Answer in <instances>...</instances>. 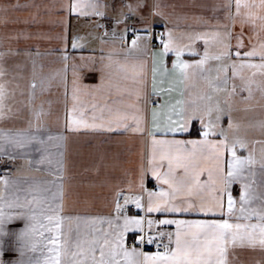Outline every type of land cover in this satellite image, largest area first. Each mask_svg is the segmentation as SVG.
<instances>
[{"label": "snow or ice", "instance_id": "1", "mask_svg": "<svg viewBox=\"0 0 264 264\" xmlns=\"http://www.w3.org/2000/svg\"><path fill=\"white\" fill-rule=\"evenodd\" d=\"M88 7L102 16L100 9L106 6L97 0ZM144 7L142 0L122 4L115 19L117 25H124L122 43L126 42L129 32L132 33L128 51L146 53L152 59V95L157 99L151 101V152L146 166L142 164L139 170L140 194L124 195L122 190L116 191L115 215L73 218L64 214L63 203L58 202L63 199L62 177L58 183L54 182L57 187L52 191L33 185L25 187L26 181L14 178L6 170L0 176V237H15V251L19 256L7 262L0 259V264H246L242 259L244 250L259 248L264 251V139L257 141L262 145L259 182L253 167L257 163L254 152L238 154V149H248L249 132L258 129L264 137V120L242 125L233 119L231 105L227 102L222 105L219 99L213 103L214 93L236 95L237 85L233 82L229 88V80L237 78L241 81V91L248 92L244 101L252 98V86L257 77L264 92V0H229L225 5L229 23L210 34H188L186 44L177 41L171 30L159 35L152 30L150 17L162 15L158 4L152 6L147 16L140 15L143 28L128 24ZM237 23L240 31L234 33ZM246 25L253 33L247 36V43ZM112 34L116 35L115 29ZM207 35L212 37V51L208 39H204L205 48L200 59H181L185 49L192 55H200L192 49V44ZM154 40L159 41L158 51H153L157 47ZM170 54L175 57L171 61V71L183 80L197 74L207 80L209 92L199 97L202 103L186 99H178L175 103L159 102L164 92L172 90L158 88L156 81L161 69L168 71L166 58ZM4 55L0 53V59ZM209 61L215 62V76L211 75ZM145 65V60L137 58L130 77L133 86L115 85L120 97L116 100L111 99L109 92L103 103L85 105L79 99L81 89L74 82L68 129L109 132L123 129L143 133L145 108L142 105L146 106L151 99L145 92ZM6 75L7 69L0 66V120L12 119L15 115L10 103L15 90L10 89L11 82L5 80ZM28 87L31 89L30 103L36 84L33 82ZM122 93L132 102H125ZM33 114L39 120L42 109ZM161 116H166L163 125ZM225 116L227 129L220 124ZM158 133L173 138H158ZM177 134L191 138L177 139ZM34 143L43 144L44 141L30 132L2 129L0 159L7 157L11 161L29 157ZM43 162V156L36 161ZM28 163L31 166L33 161L29 158ZM149 174L157 182L158 191L147 189L145 181ZM236 184L239 190L234 195ZM37 192L50 194L36 195ZM129 204H134L139 211L132 212L126 207ZM140 211L144 215H140ZM154 213L163 218H151ZM188 215L204 218H181ZM16 220L23 221L24 226L9 230L7 225ZM170 226H175L174 230H167ZM148 245L155 246L156 250L145 251ZM3 254V240L0 239V256Z\"/></svg>", "mask_w": 264, "mask_h": 264}, {"label": "crops", "instance_id": "2", "mask_svg": "<svg viewBox=\"0 0 264 264\" xmlns=\"http://www.w3.org/2000/svg\"><path fill=\"white\" fill-rule=\"evenodd\" d=\"M136 2L137 0H99V3L106 6L100 9L103 12L101 16L94 14L93 9L88 7L97 3V0H0V53L5 54L0 59V66L7 69L5 80L10 81V89L15 90V96L10 101L15 115L12 119L0 120V130L30 132L44 141L43 144L32 145L29 157H18L11 161L4 157L3 161L10 168L8 172L14 178L27 182L25 187L33 185L55 191L62 177L63 199L58 202L63 203L66 216L86 218L115 215L116 191L122 190L124 195L140 194L139 170L142 164L146 166L151 152V101L157 99L152 95V59L146 53L136 50L129 52L133 36L122 43L124 25L115 23L121 5ZM228 2L229 0H142L145 7L133 17L137 28H143L144 25L139 22L140 15L147 16L152 6L158 4L162 15L150 17L151 27H159L163 33L171 30L177 41L186 44L189 42L188 34H210L228 24V9L225 7ZM113 29L116 30L115 36L112 34ZM233 31H240L239 23ZM244 32L247 43V36L253 33L247 25ZM204 39H208L209 50L212 51V37L207 35L196 39L192 44V49L200 55H192L185 49L181 59H200L205 48ZM153 44L157 46L153 51H158L159 42L154 40ZM137 58L146 61L145 92L151 96L148 104L142 105L145 108L142 112V127L145 131L140 133L123 129L113 132L69 130L67 125L74 103V82L75 86L81 89L79 99L85 105L103 103L109 97V92L112 100L119 99L115 85L129 88L133 86L130 77ZM174 59L170 54L166 58L168 71L161 69L157 74L158 88L172 89L170 92H164L159 97V102L175 103L178 99H186L202 103L199 97L209 92L207 80L198 74L187 81L183 80L178 73L171 71V61ZM256 62H259L258 58ZM208 66L212 69L211 75L215 76V62L209 61ZM33 82L36 84L35 94L29 103L28 94L31 89L28 86ZM233 82L237 85L236 95L230 97L223 92L214 93L213 103L219 99L222 105L225 102L231 105V115L237 122H240V112L245 110H251L254 117L259 118L254 120L255 123L264 120V103H255L252 106L245 103L247 101H244L243 97H246L248 92L241 91L239 78L235 81L229 80V88ZM260 84V78L257 77L252 86V93L255 92L254 89H258L259 99H264ZM84 86L88 88L85 89ZM21 92L24 94L21 95ZM121 95L125 102H132L128 101L126 93ZM41 109L43 115L37 120L33 113ZM165 120L166 116H161V125ZM220 124L227 129V116L222 118ZM157 136L173 138L171 135L163 137L159 133ZM57 137L64 139L59 140ZM175 138L191 137L177 134ZM261 139L264 137L260 136L258 129L249 132L248 149H238V154L243 155H248L249 150L254 152L257 163L253 167L257 182L262 178L259 164L262 145L257 142ZM42 156L44 162L36 163ZM225 156L228 154L225 153ZM29 158L33 161L31 166L28 163ZM4 174L1 173L0 176ZM145 183L147 189L158 191L157 182L150 174ZM233 189L234 195H237L239 184L234 185ZM120 203L123 205V197L120 198ZM126 207L132 212L139 211L134 204ZM139 214L144 215L142 211ZM151 218L163 217L154 213ZM181 218L204 217L188 215ZM23 226V221L16 220L8 224L7 228L18 230ZM174 227L170 226L167 230H174ZM0 239L3 240L4 251L0 259L5 262L17 259L19 253L15 251V237ZM145 251L155 250L148 248ZM242 259L246 264H264V251L259 248L246 249Z\"/></svg>", "mask_w": 264, "mask_h": 264}, {"label": "rangeland", "instance_id": "3", "mask_svg": "<svg viewBox=\"0 0 264 264\" xmlns=\"http://www.w3.org/2000/svg\"><path fill=\"white\" fill-rule=\"evenodd\" d=\"M254 91L255 92H253V94H252L253 99L251 98L250 100H248L245 103H247V104L250 103L251 106L254 105L255 103L263 104L264 99L262 97H261V99H259L260 91L258 89H254ZM246 96H248V93ZM256 119H259V118L254 117V115L251 113V110H248V111L245 110V111L240 112L239 120H240V123L242 125H248L250 120H251V123H255L254 120H256ZM242 130H243V128H242Z\"/></svg>", "mask_w": 264, "mask_h": 264}, {"label": "built area", "instance_id": "4", "mask_svg": "<svg viewBox=\"0 0 264 264\" xmlns=\"http://www.w3.org/2000/svg\"><path fill=\"white\" fill-rule=\"evenodd\" d=\"M128 23H129V24H135V25H136L135 18L132 17V18L128 21ZM136 27H137V25H136ZM152 30H153L157 35L163 33V30H162L161 28H159V27H153ZM131 36H132V33L129 32L128 36L126 37V41H127ZM155 41H156V42H159L158 40H155ZM7 166H8V165H6V164L4 163L3 159H0V172H1V173H5L6 170L9 171L10 168L7 167ZM1 173H0V174H1ZM146 231H147V229H146ZM148 248H151V249L156 250V249H155V246H152V245H148V246L145 247V249H148Z\"/></svg>", "mask_w": 264, "mask_h": 264}]
</instances>
